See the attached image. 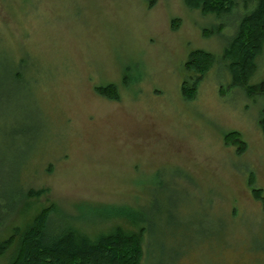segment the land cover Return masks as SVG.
I'll use <instances>...</instances> for the list:
<instances>
[{
  "label": "rangeland",
  "instance_id": "1",
  "mask_svg": "<svg viewBox=\"0 0 264 264\" xmlns=\"http://www.w3.org/2000/svg\"><path fill=\"white\" fill-rule=\"evenodd\" d=\"M246 10L0 0V194L14 193L16 178L42 188L1 239L44 206L54 230L139 231L141 222L98 210L124 203L151 221L142 264H264V197L254 194L264 196V93L248 90L264 80V43L246 84L232 81L224 54ZM197 48L214 64L186 98ZM109 83L117 98L95 88Z\"/></svg>",
  "mask_w": 264,
  "mask_h": 264
},
{
  "label": "trees",
  "instance_id": "2",
  "mask_svg": "<svg viewBox=\"0 0 264 264\" xmlns=\"http://www.w3.org/2000/svg\"><path fill=\"white\" fill-rule=\"evenodd\" d=\"M185 1L192 7H200L203 12H215L222 16L234 13L236 10L240 11V6L247 9L244 13L239 12L236 18L238 20L236 31L228 41L224 53L230 59L232 81L236 84H246L257 67L256 59L263 49L264 0ZM213 64L214 56L211 52L201 48L190 52L186 66L198 72L199 77H192V84L186 80L182 81V93L186 98L194 97L198 82ZM19 75L17 72L16 76ZM95 88L103 95L118 97L116 89L110 83L96 85ZM248 90L251 93L257 90L264 93V80L249 85ZM260 122L264 132V113ZM226 137L240 143L243 148L238 131H231ZM186 173L187 171L182 170V174ZM15 180L18 187L14 193L0 194V231L12 223L27 197L42 192V188L28 186L30 182L27 183L19 178ZM254 194L260 198L264 197L256 187ZM262 200L264 201V198ZM98 210L103 216L123 215L137 224L141 222L140 230H126L118 226L111 232L99 234L96 238L65 225H60V228L54 230L52 207L44 206L32 221L18 226L14 234L3 239H1L2 235L0 236V264H5L2 258L7 253H9L8 264H142L144 256L142 234L150 228L149 216L143 209H135L124 203L120 208L104 206Z\"/></svg>",
  "mask_w": 264,
  "mask_h": 264
}]
</instances>
